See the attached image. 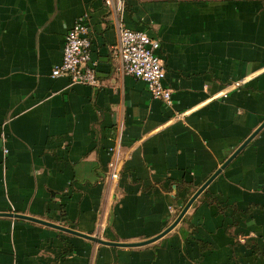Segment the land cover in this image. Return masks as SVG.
<instances>
[{"label": "crops", "instance_id": "0c3cea01", "mask_svg": "<svg viewBox=\"0 0 264 264\" xmlns=\"http://www.w3.org/2000/svg\"><path fill=\"white\" fill-rule=\"evenodd\" d=\"M81 15L100 88L51 77ZM121 25L172 106L123 75ZM255 132L145 246L16 217L148 241ZM0 264H264V0H0Z\"/></svg>", "mask_w": 264, "mask_h": 264}, {"label": "built area", "instance_id": "2783aa9c", "mask_svg": "<svg viewBox=\"0 0 264 264\" xmlns=\"http://www.w3.org/2000/svg\"><path fill=\"white\" fill-rule=\"evenodd\" d=\"M113 1L104 0L108 7ZM87 20L86 15L79 16L66 33L62 61L52 69L51 77H67L72 85L100 88L102 83L90 59L91 41ZM159 49V41L150 38L145 32L120 26L115 54L120 60L123 75L144 82L153 98L172 106V91L163 85L165 68L157 54Z\"/></svg>", "mask_w": 264, "mask_h": 264}, {"label": "water", "instance_id": "95a60500", "mask_svg": "<svg viewBox=\"0 0 264 264\" xmlns=\"http://www.w3.org/2000/svg\"><path fill=\"white\" fill-rule=\"evenodd\" d=\"M257 132V131H256ZM256 132L249 137V139L243 144L241 145V147L224 163V165H222L221 169L217 170L215 172L214 175H212V177H210V179H208V181H206L201 187L200 189H198V191H196V193L191 197V199L187 202V204L184 206V208L181 210V212L179 213V215L177 216L176 220L167 228L165 229V231H163L160 235H158L157 237L150 239L148 241L142 242V243H137V244H112V243H105L103 241H100L98 239H96L95 237H88V236H84L78 233H75L71 230H68L66 228H63L61 226H57V225H53L50 223H46L37 219H32V218H28V217H21V216H16V215H12V216H16V217H20V218H25L28 219L30 221L42 224V225H46V226H50L53 227L55 229H58L60 231H64L67 233H72V234H77L81 237H84L86 239L95 241L97 243H101V244H108L111 246H121V247H139V246H145L147 244L153 243L154 241L158 240L159 238H161L162 236L166 235L168 232H170L177 224L178 222L181 220V218L183 217V215L185 214V212L189 209V207L191 206V204L193 203V201L197 198V196L206 188V186L211 182V180H213L216 175L229 163V161L253 138V136L256 134Z\"/></svg>", "mask_w": 264, "mask_h": 264}]
</instances>
